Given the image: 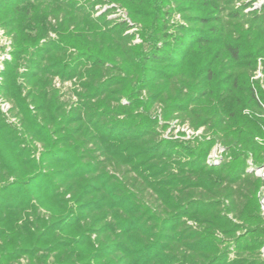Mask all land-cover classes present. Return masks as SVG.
<instances>
[{"label": "trees", "instance_id": "trees-1", "mask_svg": "<svg viewBox=\"0 0 264 264\" xmlns=\"http://www.w3.org/2000/svg\"><path fill=\"white\" fill-rule=\"evenodd\" d=\"M0 27V264H264V0H0Z\"/></svg>", "mask_w": 264, "mask_h": 264}, {"label": "rangeland", "instance_id": "rangeland-1", "mask_svg": "<svg viewBox=\"0 0 264 264\" xmlns=\"http://www.w3.org/2000/svg\"><path fill=\"white\" fill-rule=\"evenodd\" d=\"M256 4L258 5L259 2H257ZM112 6L116 8V4H111V5H108V6L105 5V6L101 7L100 10L96 13V15H98V14L101 13V12H104L106 9H108V8H110V7H112ZM97 8H98V6L95 7V9H97ZM114 12H115V13L109 15L108 18L117 19V20H119V21H125L128 25H132V24H133V23L130 21V19L128 18L127 13H126L125 10H123V9H121V8H117V9H115ZM175 19L178 20V16H176ZM0 29H2V28L0 27ZM2 30H3V29H2ZM3 31H4V30H3ZM136 31H137V28L132 27L130 30H127L126 32L129 33V34H133V33H136ZM4 34H5V31H4ZM5 36H6V34H5ZM132 43H133V44H139V43H141V40H140V38L138 37V35H135V37H134ZM10 50H11V48H10ZM4 52H5L4 49H2V50L0 49V54H4ZM6 62H7V61H5V62L3 63V69L1 70V72L4 70V66H5V63H6ZM260 73H261V66H260V64H258L257 69H256L255 72H254V76L251 78V80H252V81H259V80L262 78V76H261L262 73H261V75H260ZM55 83H56V87H57V88L60 87L61 90H62V92H68L67 89L71 87L69 82H64V85H63V87H62V85H60V83H59L58 77L55 78ZM1 84H2V77L0 76V88H1ZM0 98H1V101H5V99H4V97L2 96L1 92H0ZM7 103H8V102H7ZM8 105L10 106L9 103H8ZM0 111H1L2 113L4 112L3 110H1V107H0ZM7 114H8V113H7ZM7 114H6V115H7ZM8 116H9V119H8L9 122L14 123V124L17 123V120H12V119L10 118V114H8ZM170 124H171V128H173L174 125H175V121L170 122ZM171 128H170V129H171ZM200 131H201V130H200ZM167 133H168V135H171V134H169V132H167V131L164 133V135H167ZM178 133H182V131L180 130L179 132H177V131H174V130H173L172 135L177 136ZM185 136H186V135H184V138H185ZM194 137H195V136H194ZM186 139H187V138H186ZM258 172H259V173H263V172H264V169L261 168ZM263 195H264V189L262 190V196H263ZM262 252H263V256H264V248L262 249Z\"/></svg>", "mask_w": 264, "mask_h": 264}, {"label": "built area", "instance_id": "built-area-1", "mask_svg": "<svg viewBox=\"0 0 264 264\" xmlns=\"http://www.w3.org/2000/svg\"><path fill=\"white\" fill-rule=\"evenodd\" d=\"M258 2H259L258 5L256 3H254V8L259 7L260 4L262 3V1H258ZM0 49L1 50L4 49V51H5L4 54H0V71H1L3 69V63L5 61L10 60V39L8 38V36H5L4 31L2 29H0ZM260 75H261V73H260ZM0 107H1V110L4 111L3 113L5 115L8 113V110L10 108V106L8 105L7 102L1 101V98H0ZM180 130L185 133V135H186L185 138L198 136L201 133L200 130L194 132V131L188 129L186 126H182V127L176 126L175 131H180ZM222 151H223L222 148H220L219 146H215L212 149V151L208 157L207 162L209 163V162H211V160L217 159L220 156V154L222 153Z\"/></svg>", "mask_w": 264, "mask_h": 264}, {"label": "water", "instance_id": "water-1", "mask_svg": "<svg viewBox=\"0 0 264 264\" xmlns=\"http://www.w3.org/2000/svg\"><path fill=\"white\" fill-rule=\"evenodd\" d=\"M261 168H258V169H256V175H258V176H260V177H262L263 179H264V172L263 173H259L258 171L260 170ZM261 209H262V211H263V214H264V195H263V197H262V199H261Z\"/></svg>", "mask_w": 264, "mask_h": 264}]
</instances>
